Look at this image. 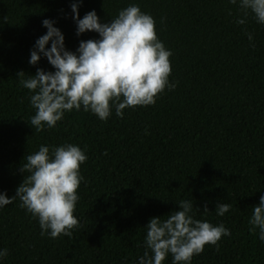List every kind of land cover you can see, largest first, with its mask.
<instances>
[{
    "label": "trees",
    "instance_id": "1",
    "mask_svg": "<svg viewBox=\"0 0 264 264\" xmlns=\"http://www.w3.org/2000/svg\"><path fill=\"white\" fill-rule=\"evenodd\" d=\"M72 3L80 18L95 10L102 23L138 4L173 53L176 87L154 105L124 109L123 117L113 109L102 121L81 109L36 132L28 123L32 93L17 74L55 70L43 55L29 63L47 31L42 20L55 21L70 51L99 38L76 34ZM239 17L228 0H0V192L15 195L28 175L20 171L24 157L41 144L74 143L87 155L72 236L41 235L17 198L0 208V248L8 250L0 264H137L150 218L165 219L180 199L193 201L195 218L231 233L218 248L206 244L191 264H264V242L248 222L264 193V24L249 13L238 25ZM218 202L231 205L223 216ZM163 264H172L171 255Z\"/></svg>",
    "mask_w": 264,
    "mask_h": 264
},
{
    "label": "clouds",
    "instance_id": "2",
    "mask_svg": "<svg viewBox=\"0 0 264 264\" xmlns=\"http://www.w3.org/2000/svg\"><path fill=\"white\" fill-rule=\"evenodd\" d=\"M228 3L238 5L243 12L236 24H245L249 13L257 23L264 24V0H228ZM70 7L76 34L94 31L99 38L81 40L77 49L70 51L55 21L42 20L47 31L35 41L29 63L37 64L43 55L55 70L38 68L27 77L23 71L17 74L19 84L32 93L29 103L35 113L28 123L36 132L55 127L66 113L81 109L102 121L110 117L113 109L116 116L123 117L124 109L154 105L166 88L176 87V82L169 80L173 53L158 38L154 18L138 4L119 10L107 23L101 22L95 10L80 18L79 4L72 3ZM246 34L250 45L255 47L252 33ZM49 42L51 46L46 47ZM24 159L20 171L28 175L14 196L0 192V208L18 198L20 207L38 219L41 235L53 239L61 235L71 237L72 230L79 226L74 212L79 200L77 190L85 181L81 165L87 160L86 150L67 142L59 146L41 144ZM176 203L179 210L165 219L150 218L145 226V251L137 264H163L169 255L172 264H191L206 244L218 248L222 236L231 234L223 223L214 225L195 218L191 199ZM230 208V204L218 202L216 215L223 216ZM204 212H208L206 205ZM248 222L250 231L264 242V193L259 203L252 206ZM7 255V248H0V261Z\"/></svg>",
    "mask_w": 264,
    "mask_h": 264
}]
</instances>
